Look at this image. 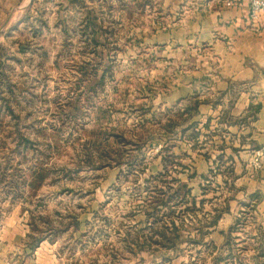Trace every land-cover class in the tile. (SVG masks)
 Here are the masks:
<instances>
[{"label":"rangeland","instance_id":"rangeland-1","mask_svg":"<svg viewBox=\"0 0 264 264\" xmlns=\"http://www.w3.org/2000/svg\"><path fill=\"white\" fill-rule=\"evenodd\" d=\"M47 22L51 27L54 20ZM45 28L36 36L12 38L14 51L0 42V207L12 190L11 201L30 211L32 231L37 236L51 233L59 241L54 248H63L65 255L58 264H211L209 250L191 244L181 242L178 251L152 245L138 258L131 252V241H124V234L132 239L150 235L153 229L142 233L138 226L147 219L153 222L147 213L157 192L179 170V165L170 166L166 182L145 181L157 176L167 155L162 148L170 145L174 155L183 154L176 148L177 139L174 145L173 135L161 133L160 125L150 119L146 94L155 85L149 80L157 68L149 57L130 62L135 51L124 47L129 26L126 34L112 31L105 48L104 36L97 34L98 49L87 48V36L81 33ZM163 112L157 111L161 122L167 117ZM205 186L207 209L217 183ZM185 204L174 198L162 206L157 228L170 216L182 215L180 210L191 214ZM245 210L233 225L235 239L229 247L241 261L232 264H247L252 256L245 238L254 228ZM71 215L88 218L86 237L75 234L79 243L70 240L71 231L62 229ZM227 219L224 228L232 222V217ZM15 252L5 264L22 263L18 249Z\"/></svg>","mask_w":264,"mask_h":264},{"label":"crops","instance_id":"crops-1","mask_svg":"<svg viewBox=\"0 0 264 264\" xmlns=\"http://www.w3.org/2000/svg\"><path fill=\"white\" fill-rule=\"evenodd\" d=\"M250 1L227 7L224 0H0V42L4 41L6 50L14 51L11 39L15 36H36L45 26L60 33H86V47L98 49L101 45L91 41L92 36L101 34L109 40L112 31L122 35L129 26L125 35L129 43L124 47L135 51L129 55L130 62L149 57L152 68H157L149 80L155 85L146 94L152 112L167 109L171 116L186 112L188 119L173 136L183 154H176L181 155L182 167L172 177L188 184L186 199L196 197L197 203L192 210L186 208L191 214L180 210L182 215L172 216L164 226L171 228L175 222L183 235L182 244L209 250L211 264L220 254H227L221 246L245 208L254 228L245 238L247 253L252 254L247 264H264V16L250 18ZM50 19L54 20L51 27ZM105 43L106 39L103 48ZM20 50L25 52L22 46ZM193 122L199 136L182 139L181 130ZM256 150L263 152L258 171L250 165ZM161 169L162 163L156 172ZM215 182L214 201L206 209L209 190L205 183ZM174 189L178 187L170 192ZM8 191L0 207V264L14 258L16 249L21 264H58L65 255L63 248H54L59 241L51 233L37 236L28 219L30 211L11 201L12 190ZM229 216L232 222L222 227ZM70 217L69 224L58 227L71 231L70 240L79 243L75 234L86 237L88 218ZM138 227L144 233L157 226L146 220ZM153 231L134 239L124 234V241L159 239ZM130 246L132 253L143 257L136 245ZM232 255L236 257L232 263L241 261L235 250Z\"/></svg>","mask_w":264,"mask_h":264},{"label":"trees","instance_id":"trees-1","mask_svg":"<svg viewBox=\"0 0 264 264\" xmlns=\"http://www.w3.org/2000/svg\"><path fill=\"white\" fill-rule=\"evenodd\" d=\"M83 35H86L87 36L86 39H88V35L86 33H84ZM95 36H92L91 41H93L97 45L99 44V42L96 40ZM103 80L104 78L102 77L101 81ZM152 107L153 105L150 106V110H149L151 114L150 119L152 121H155L156 124L160 125L159 130L161 131V133H164L165 135H173V136L176 135L177 136V133H178L176 130L177 127L181 125L182 122H186V120H188L187 117H184L186 112L184 113L176 112L173 116H171V113L169 112V110L165 109L163 113L167 115L166 121L161 122L159 118V115L161 114L158 115L157 111L152 112ZM196 127H197V123L193 122L187 128L182 129L181 138L184 140L196 139L199 136V132L195 130ZM188 131H191V133L186 135V132ZM171 148L172 146L170 145L164 146L162 148L163 151L167 152V155L163 156L162 158L163 170L160 171L155 177L150 176L149 178H146L145 181H150V179H153V180L156 179V180L166 182V179L170 177V170H169L170 166L179 165L182 167V164H180V162L177 161L179 156L174 155L171 152ZM143 171H145V169ZM169 179L173 184H178L180 186H177L178 189L174 190L173 192H170V190L173 189L175 186L170 185L171 182H166L165 184H163L164 185L163 186L164 188H162L163 190H160V189L158 190L157 192L158 194L156 195V203L154 206H151L152 212L147 213V216H148L147 218L152 219L153 223H158L160 220L159 215H162V213H164L162 206L163 207L166 206L174 198H177L179 202L191 203V205L187 207V210L194 209L195 204L197 203L196 197L190 196V200L186 199L187 194L190 193V190L188 189L187 184H183L179 179L173 178L172 176ZM180 192H183L184 194L181 195ZM201 202H203V200H201ZM171 217L172 216H170V218ZM147 220L149 221V219ZM234 228L235 227L233 226L232 229H230L226 242L223 244V246H221V250L225 249L224 251H226L227 254L225 256L223 254H220V256L216 259L215 264H230V263L232 264V262H229V260L231 259L233 261L236 259V257L232 255L233 249L229 247V245L232 244L231 241H232V233L234 231ZM180 231H181L180 227H178L175 224V222H172L171 228H168L167 226H164V225L160 226V228L156 227V230H154L153 233L159 235L160 236L159 239L156 240L154 237H148V238H143L142 241L133 240L131 243L135 244L140 250H143L144 248L152 246V245H156V247L160 249L167 248V249H172L174 251H178L180 249L179 245L181 243ZM263 235H264V232H263ZM262 250L264 252V249Z\"/></svg>","mask_w":264,"mask_h":264},{"label":"built area","instance_id":"built-area-1","mask_svg":"<svg viewBox=\"0 0 264 264\" xmlns=\"http://www.w3.org/2000/svg\"><path fill=\"white\" fill-rule=\"evenodd\" d=\"M240 1L241 0H224V4L227 7H233L237 5ZM249 15L252 20H257L258 18L264 16V0H251ZM250 165L255 171H258L262 168L263 152L261 150H256L253 152L250 160Z\"/></svg>","mask_w":264,"mask_h":264}]
</instances>
